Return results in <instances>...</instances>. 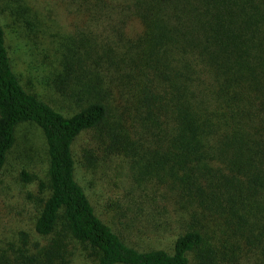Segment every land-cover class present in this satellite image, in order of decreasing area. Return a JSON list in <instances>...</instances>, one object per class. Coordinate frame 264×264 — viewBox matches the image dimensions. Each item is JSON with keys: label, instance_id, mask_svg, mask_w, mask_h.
I'll return each mask as SVG.
<instances>
[{"label": "trees", "instance_id": "obj_1", "mask_svg": "<svg viewBox=\"0 0 264 264\" xmlns=\"http://www.w3.org/2000/svg\"><path fill=\"white\" fill-rule=\"evenodd\" d=\"M74 4L67 20L82 48L64 60L56 85L69 115L21 85L0 22V178L20 124L41 130L48 156L34 222L45 242L21 233L0 264H71L75 245L91 264H264V0ZM9 15L21 23L28 12ZM82 60L127 82L138 106L135 139L110 121L105 90L76 75ZM91 130L110 154L140 149L137 169L152 188L158 182L143 201L151 211L162 201L180 225L169 251H138L95 213L73 156Z\"/></svg>", "mask_w": 264, "mask_h": 264}, {"label": "rangeland", "instance_id": "obj_2", "mask_svg": "<svg viewBox=\"0 0 264 264\" xmlns=\"http://www.w3.org/2000/svg\"><path fill=\"white\" fill-rule=\"evenodd\" d=\"M75 1L0 0V22L18 80L27 91L66 115L72 110L57 92L56 85L60 86L57 80L64 60L68 55L77 56L82 48V36L67 20L77 8ZM19 6L28 12L21 23L9 15L10 8ZM73 69L81 79L87 81V77H91L94 84L105 90L104 102L109 108L110 121L120 124L116 126L119 134L128 133L135 139V129L141 131L135 122L138 106L131 99L130 88L118 75L120 73L107 65L96 66L84 60ZM100 136L96 130L86 131L73 146L75 178L95 213L138 251H169L174 236L180 233V225L171 219L172 213L163 208L162 201L157 211L148 209L143 201V193L157 190L158 182L155 180L152 188L137 169L140 149L135 147L126 155L117 151L110 154L100 144ZM47 168L48 156L41 130L32 124H20L0 178V253L18 247L21 233L28 235L32 244L45 242L34 232V222L40 209L39 201L45 195L39 185L47 182ZM22 173L32 180L23 181ZM139 181L146 187L136 186ZM71 250V264H91L76 245Z\"/></svg>", "mask_w": 264, "mask_h": 264}]
</instances>
